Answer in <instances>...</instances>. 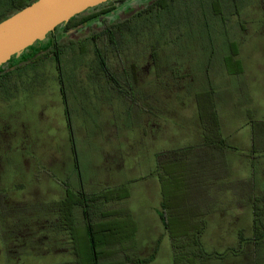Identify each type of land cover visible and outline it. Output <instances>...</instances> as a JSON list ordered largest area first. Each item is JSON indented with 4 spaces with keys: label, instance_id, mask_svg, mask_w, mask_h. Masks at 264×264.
Segmentation results:
<instances>
[{
    "label": "rangeland",
    "instance_id": "obj_1",
    "mask_svg": "<svg viewBox=\"0 0 264 264\" xmlns=\"http://www.w3.org/2000/svg\"><path fill=\"white\" fill-rule=\"evenodd\" d=\"M210 3L173 0L170 11L142 12L133 18L145 7L134 3L117 14L123 27L120 59L102 45V37L86 39L89 30L69 36L65 41L80 43L64 48V60L75 64L70 86L62 72L64 102L51 56L40 58L35 66L24 64L11 77H0V264H133L127 257H147L156 244L153 259L144 264H174L168 233L157 214L162 192L171 196L173 225L179 224L177 214L186 218L188 212L193 222L198 211L186 205L191 199L184 178L199 164L202 181L205 157H210V143L216 140L226 173L243 178V187L258 189L257 226L248 219L242 200L235 226L242 241L227 240L233 220L219 226L213 217L207 218L210 224L201 226L198 236L207 258L195 260L180 253L179 264H230L226 257L235 249L240 252L231 264H264V0H237V11L233 1L222 0V16L210 11ZM4 6L5 0H0V9ZM231 46L237 47L235 59L241 65L237 74L226 68ZM97 51L112 70L122 67V59L134 75L129 77L134 93L123 104L105 92L108 85ZM171 62L180 64L177 77L169 70ZM119 187L126 197L92 206L88 202L92 221L100 226L92 229L91 250L82 233L83 209H73L81 238L76 251L70 232L58 225L55 202L64 198L65 190L82 189L87 199ZM189 187L199 201V184ZM112 210L120 215L99 216ZM102 224L120 227V245L99 246L100 239H108ZM101 252L109 256L101 260Z\"/></svg>",
    "mask_w": 264,
    "mask_h": 264
},
{
    "label": "trees",
    "instance_id": "obj_2",
    "mask_svg": "<svg viewBox=\"0 0 264 264\" xmlns=\"http://www.w3.org/2000/svg\"><path fill=\"white\" fill-rule=\"evenodd\" d=\"M34 0H5V5L4 9H0V21L4 18H6L7 16H9L10 14L14 13L15 11L21 9L22 7L30 4L31 2H33ZM128 0H111V1H107L105 3H101L99 5H97L96 7L93 8V10H95L94 12H92V14H97L100 12H108L110 10H114L115 8L119 7L122 3L127 2ZM240 1V0H239ZM237 0H233L234 3V9L237 11L238 10V5H236ZM173 0H154L153 2H150L144 7V9H141L140 12H136L135 14H133L131 17H135L137 18L138 15H141V13L145 12L146 14H150L151 12H154V15H159L162 11H170L171 10V6H172ZM224 4H222V0H211V3L209 5L210 11L215 14V15H221L223 14V9L222 6ZM199 6V5H198ZM224 7V6H223ZM129 9V8H128ZM234 10V11H235ZM91 14V15H92ZM127 19H124L123 21H125ZM123 27H122V21L121 22H117V23H111V24H107L106 28H104L101 33H98L97 36L102 37V40L105 41H110L113 43L119 42L121 41L122 37H123ZM49 33V32H48ZM38 43V42H37ZM41 47V46H40ZM39 52H41V49L39 48ZM230 55V57H228L227 59H225L226 62V68L227 71L230 74H237L240 70H241V65L238 62L237 59H235V55L236 53V48L234 46L230 47V52L228 53ZM101 58H103V56H100ZM39 58H42V56H40ZM101 63H105V62H101ZM0 85H2V80H0ZM67 187V186H66ZM123 187H119L117 189L113 188L110 189L106 192H102L100 194H91L90 198L85 199L84 195L82 193L81 190H79V192H71L70 190H65V196L63 199L57 200L55 202V208L56 211H59V214L61 215L60 217L62 218V221L65 222L66 225V229L70 232L71 237L70 239L73 241L74 243V248L76 251L77 250V244L79 246V242L81 240L80 236L78 235V231L76 228H74V222H75V218L72 214V211L75 207L80 206L83 209L84 215H85V219H86V223L84 225V230H83V234H84V238L86 240V246L89 250H91L92 245H91V240H92V232L94 233V231H92V229L94 230L95 227H97V223L92 221V217L90 215V211L88 210L89 208V204L88 202H90V206H92L93 202H97V201H109V200H113V199H121L122 197H126L127 193H125V191H122ZM168 198H171V196H165V193L163 194L162 192V199L160 202V208L157 210V214L158 217L162 223L163 228L167 231L168 236H169V240H170V246L171 249L173 251V263L174 264H179V259H180V253L183 254H187L189 255L188 257L192 256L195 260L196 257H200L201 259H206L207 255L205 254L204 250L201 253L202 248L199 247V239L198 236L199 234L202 232L201 230V222H195L194 217L193 218V222L189 221V212L187 214V217L185 218V216H181L180 214H177V221H179L178 225H173L171 220V216L170 214H175V210H174V206L172 205V203H170V201H168ZM15 210V209H14ZM257 210V209H256ZM254 210V214H255V218L253 219V225L254 228L256 229V223H257V219H258V214L257 211ZM120 215V211L119 210H115V211H100L99 212V216L103 217V218H108L109 217H115V216H119ZM199 215V213H193V216H197ZM61 221V223H62ZM103 221V219L101 220ZM100 221V223H101ZM182 221V222H181ZM94 223V224H92ZM99 223V222H98ZM76 224V223H75ZM62 225V224H61ZM96 225V226H95ZM77 226V225H76ZM102 231L105 233V235L107 236V240L105 241V239H100V241L98 242L100 245L99 246H104L105 248H113L115 245L117 244H121V242L123 241V239H121V236H118L117 234L119 233V229L120 227L115 225V224H102ZM100 227V226H98ZM256 236H261L260 233L257 235V232L255 233ZM130 236V235H129ZM124 238H131V237H126L124 236ZM186 238V240H188L186 242L183 241L182 239ZM93 242V241H92ZM189 245H191L190 247H188ZM157 244L155 245V247L153 248V250L150 252V254L147 257H127V261L133 263V264H144V263H148L150 262L155 254V248H156ZM188 247V248H187ZM192 247V248H191ZM194 247V248H193ZM103 251V250H101ZM115 250H113L114 253ZM233 251V250H232ZM201 253V254H200ZM109 255H104L103 252H101V260H104L108 257ZM80 258V256H79ZM96 258V256L94 255V259ZM99 264H101L100 262H98ZM77 264V263H76ZM94 264L95 260H94Z\"/></svg>",
    "mask_w": 264,
    "mask_h": 264
},
{
    "label": "flooded vegetation",
    "instance_id": "obj_3",
    "mask_svg": "<svg viewBox=\"0 0 264 264\" xmlns=\"http://www.w3.org/2000/svg\"><path fill=\"white\" fill-rule=\"evenodd\" d=\"M109 1H111V0H109ZM148 1L149 0H128L127 2L122 3L119 7L115 8L114 10H110L106 13L100 12V13H97L94 15V14H92V12L95 11V10H93V8L96 7L97 6L96 5L93 7H88L85 10H83L77 14H74L67 21L58 24L52 31L47 33L45 36V39L43 41L38 42V43L35 42L31 45V47L24 50L17 60H14L13 58H11L9 61H7L3 65H1L0 66V77H11V75L13 73L17 74L18 70L20 71L24 64H29L31 66H35L37 64V62L39 61L40 56H42L44 58L51 56L53 58V60L55 61V66H56V70H57V74H58L57 77H59L58 80L60 82L61 97L63 99V102L66 101L65 100L66 99V89H65L66 83H64L62 72H63L64 76L67 77V79L69 81L68 86H70L69 77H71L73 74V69H74L75 64L70 59H68V61L64 60V58H63L64 50H65L64 48H65V46L78 45L80 43V41L79 42H72L71 40H67V41H65V40L70 39L69 36H71V35L82 32V30H87V31L89 30L90 34L88 35V37H86V36L85 37H86V39H93L98 35V33H101V31L104 28H106L107 24L114 23V22H111L112 21L111 19H117V14L124 12L128 8L130 9L134 3L135 4L136 3H140V4L144 3L146 6ZM231 1H233V0H231ZM103 3H105V2H103ZM232 6L235 7L234 3L232 4ZM139 11H140V9H139ZM139 11H135L133 14H135L136 12L139 13ZM117 20L119 22L122 21V20H120V18H118ZM92 44H93V42H92ZM93 45L96 48L97 43L94 42ZM102 45L106 46L107 49L112 48V51L116 52L118 59H120L121 53L118 51L119 42L113 43L110 41H105ZM152 47L154 48V44H152ZM39 48L41 49V51H44V53L39 52ZM153 48L151 49L152 53H150V58L152 59L153 65L155 66L156 65V56H155L156 53L153 51ZM235 48H236V53H237V47H235ZM45 51L46 52L48 51V52L46 53ZM96 56H97V61L99 63V68L102 71L103 77L106 80L105 81L106 85H108V89L105 92L112 95V96L115 95L118 99H120L119 100L120 103L123 104L124 103L123 100L124 99L126 100V98L129 97V93L130 94L134 93L133 88L130 86V83H129V77H134V75L132 73L128 72L129 70L125 69L124 62L122 59H121L122 67L119 70H117V72H116L109 67V65L107 64V62L104 58L100 57V56H103V53L97 51ZM98 56H99V58H98ZM101 62H105V63H101ZM179 66H180V64L173 66L172 62H171V64H168L169 70L174 77L179 76L178 73L181 70V67L179 68ZM94 78H97V77H94ZM96 88L97 87L95 86L94 89H96ZM101 91H104V90H101ZM206 92H208V91H206ZM205 95L208 96V100H209L210 94L205 93ZM128 105H126L127 108H129V106H130V105L129 106ZM64 109H65V113H66V119H67V122L69 124V131H70L69 140H70V143L72 144V146H74L75 143L73 141V138L71 139V137H70L71 135H73V131L71 133L72 128L70 127L71 124L68 121V119H69L68 118L69 117L68 109H66V108H64ZM142 110H144V108H142ZM203 132H205V135H206V130H204ZM60 216L61 215L59 214V216L56 217V220L58 221V225L66 228V225L61 223L62 218ZM68 234L70 235V233H68ZM70 237H71V235H70Z\"/></svg>",
    "mask_w": 264,
    "mask_h": 264
},
{
    "label": "crops",
    "instance_id": "obj_4",
    "mask_svg": "<svg viewBox=\"0 0 264 264\" xmlns=\"http://www.w3.org/2000/svg\"><path fill=\"white\" fill-rule=\"evenodd\" d=\"M201 130L204 131L203 128H201ZM203 131L201 135L205 138V132ZM218 141L219 143L221 142L220 140ZM216 142L217 140L210 143V157H205L208 162L205 164V170L202 173V181L200 182L201 173L198 169L200 168L199 164H196L198 168H193L194 170L187 173L186 179L184 178V189L186 186L187 192L189 193V197L191 199L189 201L187 199L186 205L188 206L189 203H191L193 205L191 209L197 208L196 211H198L199 215L193 217L195 222H198V224L201 222L200 225L203 227L204 225L210 224V221H208L207 218L211 217L214 218V221L217 220L216 222L219 224V226L224 222L225 219L233 220L234 223L231 225H233L234 234L232 232V237L227 240L236 242L238 241L239 244L243 237L241 231L236 229L235 226L238 225V219L243 209L242 200L246 202L245 208L248 211V219L253 223V219L255 218L253 210H255L256 202L259 198L257 196L258 189L251 184L244 185L243 187V178H239L237 175L230 176L226 173L225 167L227 168V164L221 154L219 156V151H217V148L214 147L216 146ZM198 161L201 160L198 159ZM206 173L208 174L206 175ZM249 178L251 182V177L249 176ZM189 183H192L195 187L199 184V201L194 200L192 196L194 191L190 189ZM255 192L256 195L254 194ZM206 214H208V217H205ZM224 233H222V235H225ZM221 238L222 237H219V239ZM234 251L237 253H234ZM239 252L240 250L238 251L236 249L230 252V257L232 256L234 259L230 261V257L229 259L226 257V260H228L227 263H236V257L238 256ZM223 260L225 261V257H223Z\"/></svg>",
    "mask_w": 264,
    "mask_h": 264
},
{
    "label": "water",
    "instance_id": "obj_5",
    "mask_svg": "<svg viewBox=\"0 0 264 264\" xmlns=\"http://www.w3.org/2000/svg\"><path fill=\"white\" fill-rule=\"evenodd\" d=\"M109 0H34L0 21V66L35 42L45 39L58 24L88 7Z\"/></svg>",
    "mask_w": 264,
    "mask_h": 264
}]
</instances>
